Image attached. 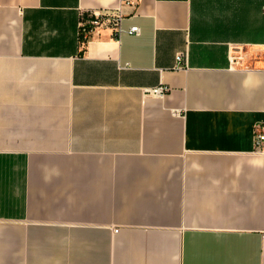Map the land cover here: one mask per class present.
<instances>
[{
  "label": "crops",
  "instance_id": "crops-1",
  "mask_svg": "<svg viewBox=\"0 0 264 264\" xmlns=\"http://www.w3.org/2000/svg\"><path fill=\"white\" fill-rule=\"evenodd\" d=\"M258 125L264 0H0V264H264Z\"/></svg>",
  "mask_w": 264,
  "mask_h": 264
},
{
  "label": "built area",
  "instance_id": "built-area-1",
  "mask_svg": "<svg viewBox=\"0 0 264 264\" xmlns=\"http://www.w3.org/2000/svg\"><path fill=\"white\" fill-rule=\"evenodd\" d=\"M122 4H126L129 6H136L138 4V0H120ZM89 19L81 20L78 25L77 29V40L80 45V47H83L84 44L87 43L89 40V37L92 33L96 31L97 28L101 27L105 24H110L113 27L115 37H118V34L120 33V14L119 12H109V11H103V10H93L89 14ZM138 28L137 27H131L128 30L129 34L136 35L138 34ZM230 62H236V60L242 59L241 56H230L229 57ZM176 62H180L182 60L181 55L175 56ZM166 91V88L164 86H157L154 88H150L146 90V93L151 96L156 97H163L164 93ZM254 147L257 150H260L264 146V130L262 126H256L254 130Z\"/></svg>",
  "mask_w": 264,
  "mask_h": 264
},
{
  "label": "trees",
  "instance_id": "trees-1",
  "mask_svg": "<svg viewBox=\"0 0 264 264\" xmlns=\"http://www.w3.org/2000/svg\"><path fill=\"white\" fill-rule=\"evenodd\" d=\"M80 19H81V20H86V19H89V15H88L87 17H85V16H82Z\"/></svg>",
  "mask_w": 264,
  "mask_h": 264
}]
</instances>
